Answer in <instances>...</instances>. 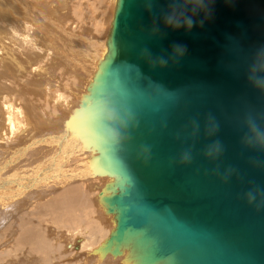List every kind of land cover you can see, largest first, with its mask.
Returning <instances> with one entry per match:
<instances>
[{"label": "water", "instance_id": "water-1", "mask_svg": "<svg viewBox=\"0 0 264 264\" xmlns=\"http://www.w3.org/2000/svg\"><path fill=\"white\" fill-rule=\"evenodd\" d=\"M149 2L116 0L106 51L68 121L95 152L96 173L110 178L100 202L115 225L99 248L113 256L126 251L131 264H264V209L256 211L238 196L250 180L264 185V159L253 166L238 142L235 126L253 97L229 51L239 42L247 47L264 41V0H216L212 18L190 31L166 28L164 0L151 11ZM173 43L187 46L178 62L169 58ZM144 49L168 64L152 66ZM105 102L137 121L134 129L120 128L131 139L116 147L101 143L109 124ZM209 112L220 130L206 138ZM193 119L200 124L195 135ZM216 138L224 144L219 159L195 154L190 165L171 162L182 146L194 143L198 152ZM142 146L151 148L147 162L137 156Z\"/></svg>", "mask_w": 264, "mask_h": 264}, {"label": "rangeland", "instance_id": "rangeland-1", "mask_svg": "<svg viewBox=\"0 0 264 264\" xmlns=\"http://www.w3.org/2000/svg\"><path fill=\"white\" fill-rule=\"evenodd\" d=\"M115 3L116 0H0V166L11 154L12 148L9 147L15 144V139H19L21 145L22 140L32 139L25 136L27 129L29 135L37 132L33 138L38 139L39 144L30 154L32 156L27 154L19 163L30 162L29 159L33 160L37 153L44 157L43 152L50 147L46 145L48 136H58L62 140L70 134L67 121L87 92L88 82L104 51ZM10 121L18 127L13 128ZM34 127L43 130H32ZM59 145L64 148L65 141ZM84 152L76 154L70 168L60 170L62 180L59 184L6 210L7 216L0 220V232H10L13 228L15 232L0 239V252L8 253L5 259H0V264H45L36 255L24 259L20 255L32 247L26 239L29 227L40 228L42 236L50 240L52 246L60 247L52 255L51 264H83L85 259L90 262L96 259L100 264L98 257L103 264H130L123 262L126 251L121 256L108 252L105 258L92 252L109 237L115 224L112 217L101 212L102 204L98 202L100 191L110 178L95 174L85 180L81 171L73 169L82 161L90 162V156L95 153ZM66 178L70 181L62 183ZM82 190H86L85 194ZM50 194L54 195L45 202ZM43 199L46 205L41 204ZM52 201L62 202V207L55 205L54 209L51 208L49 203ZM70 202L77 208V204L84 203L82 209L76 208L79 212L75 209L71 217L64 214ZM95 207L99 211L97 216L96 213L88 216V210ZM83 215L87 216L88 223L106 225L107 232L104 235H83L82 232L88 230L87 225L80 227L79 221L76 224ZM8 223L16 226L9 229ZM79 228L84 229L81 232ZM78 231L81 233L76 234ZM23 236L26 243L21 241ZM53 236L60 237L55 240ZM83 244L87 245L82 247Z\"/></svg>", "mask_w": 264, "mask_h": 264}, {"label": "clouds", "instance_id": "clouds-1", "mask_svg": "<svg viewBox=\"0 0 264 264\" xmlns=\"http://www.w3.org/2000/svg\"><path fill=\"white\" fill-rule=\"evenodd\" d=\"M157 0H150L146 3V10L151 11V7ZM226 3L230 0H225ZM216 0H164V11L161 13V19L166 28L173 31L184 29L190 31L193 27H202L206 20L212 18ZM158 28H152L156 33ZM187 51V46L180 43L171 45L169 58L179 61ZM229 51L235 56L238 64V76L243 79L245 88L251 93L253 99L248 100L238 117L236 131L239 144L249 153V162L255 166V162L264 159V41H255L245 47L239 42L238 48ZM142 55L149 57V63L152 66L157 64L165 67L168 59L159 56L151 58V53L147 49L142 51ZM103 117L109 124L103 130L101 143L108 147L118 146L123 139H131L130 135L123 136L120 128L128 129L131 126L134 129L137 125L136 117L133 113L125 111L117 112L114 108L109 107L107 102L104 103ZM193 125V135L200 129V124L196 119L191 121ZM119 125L116 127L115 125ZM220 130V122L211 113L205 117L204 135L206 138L214 137ZM176 138H181V132H176ZM195 144H186L182 146L178 156L171 161L178 165H190L195 159V154L201 155L204 159L215 161L224 152V144L219 139H211L204 143L203 146L194 152ZM150 146H142L138 152V158H143L145 162L150 159ZM217 172V169H213ZM230 171L234 172L235 169ZM228 175L221 177L222 182L227 183ZM239 198L243 199L248 205L253 206L256 211L264 209V185L256 183L254 180L248 181V186L240 193Z\"/></svg>", "mask_w": 264, "mask_h": 264}, {"label": "bare ground", "instance_id": "bare-ground-1", "mask_svg": "<svg viewBox=\"0 0 264 264\" xmlns=\"http://www.w3.org/2000/svg\"><path fill=\"white\" fill-rule=\"evenodd\" d=\"M111 22H112V20H111ZM109 31H110V29H109ZM107 38H108V36H107ZM107 38H106V41H107ZM106 41H105L104 51H103L99 61L102 59V57L104 56V53L106 51ZM98 64H99V62H98ZM82 98L80 99V102L78 103L77 108L80 107V104L82 102ZM77 108L75 109L74 112H72L73 113L72 115L75 114ZM72 115L69 117V119L72 117ZM69 119H68V121H69ZM68 121H67L66 125L68 126L67 131H69L70 134L68 136H66L65 138H63L62 140L58 136H55L53 138L50 137L52 135L48 136V138H47L48 142L46 143V145L48 144L50 147L48 149H46L45 152H43L44 157H40L39 154L37 153V155L35 156V158L33 160H31V158L29 159L30 162L19 163V162H21L20 159L22 157H24V156L27 157V154L30 155V154L34 153L35 150L38 148L39 140L33 138V134H37V132H35V131L33 133H30V135H29V130L28 129L26 130L25 136H29L30 138H32L31 140L26 138V141H28V143L26 141L22 140L21 142H23V145H21V144H18V143H20L19 139H15V144H13L12 146H10V144H8L10 146L9 149L12 148L11 149L12 152L8 158L6 157L7 160L4 161V164H3V162L1 163V164H3V166H0V168H2V169L5 168L4 171L2 169H0V220L4 216L5 217L7 216L6 210H9V208H14L18 204L20 205V203L22 201H24V199H26V198H29V197L33 198L34 196H32V195H34L35 193H38L37 195H39V194L41 195L42 194V193H40L41 191L44 192L45 190H47V188L51 187L52 185L59 184V181L61 182V180H62V178L60 176L61 175L60 170L65 169L66 167L70 168V163L75 162L76 154H83L84 150H87L84 146L82 138L68 125ZM13 123L14 122L10 121V125L13 128H17L18 126L16 127V125H14ZM21 127H20V131H21ZM32 130L41 131L43 129L39 128V127H34V128H32ZM62 141H65V147L59 148L57 145H59V143H61ZM3 156L5 157V154ZM30 156H32V155H30ZM91 158H92V156H90V162L88 161L87 163H85L84 161H82L81 163H79V167L73 166V169H78V171H81V173L83 174L81 177L85 180H88L90 177L94 176L95 174L96 175L99 174V173H96L97 166L95 165L96 166L95 167L94 163L92 164ZM23 160H25V159H23ZM9 166H12V167L9 168ZM59 178H61V179H59ZM79 179H81V178L79 177ZM66 180H68V179L66 178L65 181H63L62 183L70 181V180L69 181H66ZM79 189H80V187L77 186V190H79ZM85 192H86V190L83 191L84 194H85ZM53 195L50 194L49 195L50 197H48L47 200L45 199V202L48 201L51 198V196H53ZM45 202L43 199V202H41V204L43 203V205H46V204H44ZM96 202H97V200H96ZM98 202L100 203V198L98 199ZM49 204L51 205V208L54 209L55 205H57L58 208H61L63 203L60 201H58V202L52 201ZM83 204H84L83 202H81L80 204H77V205H79L78 208H81V206H83ZM100 207H101L100 208L101 212H104L103 205H101ZM76 208L77 207H75L73 205V203L70 202L66 206L64 214L66 213L67 215H69V217H71L72 214H74ZM4 211H5V213H4ZM88 211H90V212L88 213ZM88 211H86V213H88V216L91 213H94V214L96 213V216H97V213L99 212L96 207L94 209L88 210ZM54 213H55V211H54ZM83 214H85V213H83ZM8 216H10V215H8ZM80 217H82V216H80ZM86 217L83 215V219L82 218L77 219V221H76V224L78 221L80 222V224H82V225L78 224L80 227L83 225L84 226L87 225L88 230H84L87 232H82L81 231L82 228L81 229L79 228V230L82 232L83 235H85L87 233L89 235H94V234L104 235L107 232L106 225H104V224L101 225L98 222L88 223ZM56 222H58V220ZM74 222H75V220H74ZM6 226L9 229H11V228L15 227L16 225L13 226L12 223H8ZM110 227H112V226H110ZM84 228H86V227H84ZM14 230L15 229L13 228L10 232H2L1 231L0 232V239L7 238L9 235H11V233L15 232ZM80 231H78V233L76 232V234H79ZM59 237L53 236V238L55 240H58ZM22 239H23V240H21L22 242H25L26 239L29 240L30 244L32 245V247L30 246L31 248H29L28 250H25V252H22L20 254L23 257V259L24 258H31V257L36 255L45 264H51L52 255L57 250H59V248H60V247L57 248V247L52 246V243L50 242V240H48L46 237L42 236V232H40V228H37V227H35V228L29 227L28 233L26 235V239L24 238V236L22 237ZM106 240L102 241L101 244L106 242ZM81 243H83V242L81 241ZM19 244H20V242H19ZM16 245H18V244H16ZM84 245L86 246L87 244H83L82 247H85ZM100 246L101 245L94 248L92 250V252H93V254H99L98 256L103 255L105 258L106 255L108 254V252L102 253L103 251L99 248ZM23 250H24V248H23ZM82 250H83V248H82ZM78 252L79 251H77V253ZM7 254H5L4 252H0V259L1 260L5 259L4 257H5V255L7 256ZM97 261L100 262V264L101 263L103 264V260L100 257H98ZM123 262H128V261H127V259H125ZM73 264H75V263H73ZM83 264H97V262H96V259H94V262H90L89 259H85L83 261Z\"/></svg>", "mask_w": 264, "mask_h": 264}]
</instances>
